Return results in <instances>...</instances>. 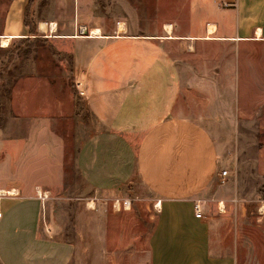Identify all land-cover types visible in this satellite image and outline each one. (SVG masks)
<instances>
[{"label":"crops","instance_id":"0c3cea01","mask_svg":"<svg viewBox=\"0 0 264 264\" xmlns=\"http://www.w3.org/2000/svg\"><path fill=\"white\" fill-rule=\"evenodd\" d=\"M191 6L187 32L173 35L169 24V38L166 24L162 34L138 26L128 33L124 24L103 32L93 24L86 29L98 28L101 36L68 38L75 42L74 76L95 123L76 154L77 171L93 193L123 192L131 184L150 192L156 210L148 264H264V200L240 197L235 180L220 175L226 160L209 129L234 106V59H220L217 50L264 40V0ZM209 23L214 31L207 36ZM203 41L212 49L206 80L198 57L169 52L172 45ZM32 190L20 187L19 195L0 200V262L68 264L74 245L53 239V226L42 225L41 200Z\"/></svg>","mask_w":264,"mask_h":264},{"label":"rangeland","instance_id":"374dc122","mask_svg":"<svg viewBox=\"0 0 264 264\" xmlns=\"http://www.w3.org/2000/svg\"><path fill=\"white\" fill-rule=\"evenodd\" d=\"M208 1L226 7L231 0ZM193 2L0 0V36L14 35L8 46L0 43V188L33 189L41 200L42 225L53 226V239L74 245L68 264H148L156 210L150 192L133 184L123 192L93 193L81 179L75 157L95 123L74 76L75 42L68 38L84 37L93 24L103 32L123 23L128 33L138 26L154 34L171 24L173 35L185 33ZM42 21L49 33L39 30ZM207 43L172 45L169 52L182 60L198 57L206 80L212 53ZM217 51L220 59H234L235 83L234 106L221 111L218 127L209 126L226 160L220 168L235 180L240 197L264 200V40L235 41L234 48ZM9 196L14 195L2 193L0 200ZM123 199L129 208L122 207Z\"/></svg>","mask_w":264,"mask_h":264},{"label":"bare ground","instance_id":"6f19581e","mask_svg":"<svg viewBox=\"0 0 264 264\" xmlns=\"http://www.w3.org/2000/svg\"><path fill=\"white\" fill-rule=\"evenodd\" d=\"M122 24L123 23H118L117 24V30L118 31H120V30H122ZM39 26H38V28H39V30L41 31V32H45V33H49L48 31H47V28H48V23L47 22H39V24H38ZM50 25L53 27L52 29H51V33H54L56 30H55V23L54 22H51L50 23ZM85 29V28H84ZM164 29H165V31H166V33L168 34V38L169 37H172L171 35V26L169 25V24H166V25H164ZM84 31H87V35H88V30L87 29H85ZM206 31H207V36L208 35H211L212 34V32L214 31V26L212 25V24H207V26H206ZM89 34L90 35H97V36H101L100 34H101V32H100V30L98 29V28H90L89 29ZM49 36H53V34H49ZM14 37V35H1L0 36V43H1V46L2 47H5V46H8L9 45V43H10V41H11V39ZM72 37H78L77 35H73ZM80 37H82V36H79L78 38H80ZM166 38V37H165ZM207 39H209V38H207ZM2 193H4V194H6V193H9V195H14V194H16L17 192H16V189H14V188H11V189H9V190H6V189H2V188H0V195L2 194Z\"/></svg>","mask_w":264,"mask_h":264},{"label":"built area","instance_id":"2783aa9c","mask_svg":"<svg viewBox=\"0 0 264 264\" xmlns=\"http://www.w3.org/2000/svg\"><path fill=\"white\" fill-rule=\"evenodd\" d=\"M83 31H84V30H83ZM227 174H228V171L225 170V169H223V170L220 171V175H221L222 177L227 176ZM14 195H15V194H14ZM115 201H117V202L119 203V199H117V200H115ZM121 204H122V207H123V208L127 209V208H129V206H130V201H129V199H123V200L121 201ZM193 210H194V215H195L196 217H198V218H202V217H203V213H202V211H201V208H200L199 203H194V204H193ZM0 215H1V213H0Z\"/></svg>","mask_w":264,"mask_h":264},{"label":"water","instance_id":"95a60500","mask_svg":"<svg viewBox=\"0 0 264 264\" xmlns=\"http://www.w3.org/2000/svg\"><path fill=\"white\" fill-rule=\"evenodd\" d=\"M84 35H87V31L84 32Z\"/></svg>","mask_w":264,"mask_h":264}]
</instances>
